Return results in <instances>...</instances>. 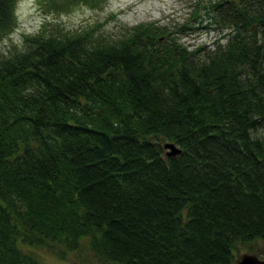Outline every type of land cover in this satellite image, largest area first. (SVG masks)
I'll use <instances>...</instances> for the list:
<instances>
[{"label": "trees", "instance_id": "obj_1", "mask_svg": "<svg viewBox=\"0 0 264 264\" xmlns=\"http://www.w3.org/2000/svg\"><path fill=\"white\" fill-rule=\"evenodd\" d=\"M17 3L0 0V42ZM206 6L227 29L211 43L44 24L0 51V264L83 238L105 264H235L264 241V0Z\"/></svg>", "mask_w": 264, "mask_h": 264}, {"label": "rangeland", "instance_id": "obj_2", "mask_svg": "<svg viewBox=\"0 0 264 264\" xmlns=\"http://www.w3.org/2000/svg\"><path fill=\"white\" fill-rule=\"evenodd\" d=\"M210 0H105L100 6L80 4L64 12L42 6L38 0H18L16 13L18 24L10 36L0 42V51L6 53L13 45L22 46L25 35L35 33L42 25L54 28L60 24L71 30H82L95 26L116 31L124 25L155 23L166 29L175 30L185 43L196 45L211 43L227 29L215 23L205 26L210 17L207 4ZM198 12V13H197ZM183 24L184 30L178 31ZM189 27V28H188ZM184 32V33H182ZM88 238H83L76 248L63 244L32 246L38 253L41 264H105L91 249ZM256 254L264 255V241H252ZM251 250L248 244L238 243L235 252L240 256Z\"/></svg>", "mask_w": 264, "mask_h": 264}, {"label": "water", "instance_id": "obj_3", "mask_svg": "<svg viewBox=\"0 0 264 264\" xmlns=\"http://www.w3.org/2000/svg\"><path fill=\"white\" fill-rule=\"evenodd\" d=\"M165 147L168 148V155H175L181 151V148L174 142L168 141L165 143ZM235 264H264V256L254 252H243L237 259Z\"/></svg>", "mask_w": 264, "mask_h": 264}, {"label": "flooded vegetation", "instance_id": "obj_4", "mask_svg": "<svg viewBox=\"0 0 264 264\" xmlns=\"http://www.w3.org/2000/svg\"><path fill=\"white\" fill-rule=\"evenodd\" d=\"M264 256V255H263ZM263 256H261V257H263Z\"/></svg>", "mask_w": 264, "mask_h": 264}]
</instances>
